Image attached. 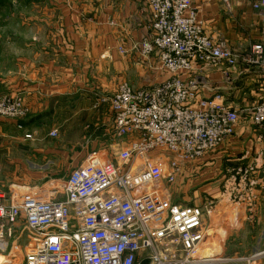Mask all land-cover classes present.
Segmentation results:
<instances>
[{
  "label": "built area",
  "instance_id": "1",
  "mask_svg": "<svg viewBox=\"0 0 264 264\" xmlns=\"http://www.w3.org/2000/svg\"><path fill=\"white\" fill-rule=\"evenodd\" d=\"M141 1L150 22L135 49L152 80L161 81L141 89L122 82L102 99L112 112L113 145L127 146L113 160L89 155L52 189L13 193L10 202L0 191V223L23 222L28 231L24 264L231 262L204 253L212 242L206 220L216 203L177 204L167 188L188 165L229 143L242 122V112L209 84L212 72L229 85L240 70L258 75L255 91L262 100L248 114L264 148V42L234 49L209 36L193 0ZM222 1L230 7V0ZM250 2L264 16V0ZM29 112L22 93L0 97L1 117L21 119ZM259 170L252 163L237 172L243 188L258 185L253 177ZM262 255L238 262L257 264Z\"/></svg>",
  "mask_w": 264,
  "mask_h": 264
},
{
  "label": "crops",
  "instance_id": "2",
  "mask_svg": "<svg viewBox=\"0 0 264 264\" xmlns=\"http://www.w3.org/2000/svg\"><path fill=\"white\" fill-rule=\"evenodd\" d=\"M51 1L36 0L41 5L37 7L47 10L51 7L50 11L59 12L60 17L57 21L50 18L35 20L37 24L52 27L49 33L37 36L34 40L36 43L25 45L17 72H8L2 89V92L22 93L27 105L33 110H30V116L38 117L37 120L43 118L41 108L47 103L68 107L70 99H78L89 93L86 87L90 79L103 82L102 86L106 84L108 88L105 91H116L117 88L101 80L100 74L102 70L103 73L105 71L107 58L120 55L118 48L121 47L128 52L125 59L133 62V55L137 53L135 46L141 41L150 22L149 11L141 0H57L61 2L58 7L52 6ZM193 1L200 10V18L209 36L224 38L234 49L264 42V16L252 8L250 0H230V7L222 0ZM54 42L58 46L54 47ZM135 64L134 73L138 80L135 86L131 85L133 88H144L150 81L159 82L152 80L145 64L138 61ZM116 65L118 70L124 72L128 67L126 62L125 65ZM233 80L229 85L220 72L209 75V84L223 93L226 104L240 110L243 118L236 136L218 150L227 159V193H221L222 182H203L205 185L201 186L200 191L204 197L200 205L216 203V209L219 207L218 210L223 211L221 224L218 225L215 219L219 211L215 212L214 218L212 216L209 221L206 220L210 226L212 243H220L218 248L225 251L224 256L231 260L227 264H243L238 261L264 252V154L261 156L264 148L259 141V132H252L248 127L251 125L248 110L262 99L255 91L258 75L254 72L242 73L240 70L233 75ZM41 125L35 123L34 126L39 128ZM98 134L96 137L102 139L103 134ZM244 138L250 139L247 151L241 148L240 140ZM104 144L99 145L102 147ZM218 158L221 160L219 155ZM252 163H257L260 170L253 177L258 185L249 191L241 185L237 172ZM28 181L29 178L24 182H0V191L10 202L13 193H21V190L27 191L43 183ZM48 183L51 181L45 184ZM217 229L223 230V245L220 238L216 239L220 234ZM257 264H264V255L259 257Z\"/></svg>",
  "mask_w": 264,
  "mask_h": 264
},
{
  "label": "rangeland",
  "instance_id": "3",
  "mask_svg": "<svg viewBox=\"0 0 264 264\" xmlns=\"http://www.w3.org/2000/svg\"><path fill=\"white\" fill-rule=\"evenodd\" d=\"M50 3H53L52 6L58 7L61 2L53 0ZM37 6L41 5L36 0H0V92L2 93L0 97L19 94V92H2L3 81L8 77V72H17L22 62L20 56H22L25 45L36 43L35 38L49 33L50 26L52 27V25L37 24L35 20L50 18L57 21V18L60 17L59 12L52 13L50 11L49 5L48 10L40 9ZM40 28L41 32L37 31ZM53 45L54 47L58 46L56 42ZM122 49L118 48L120 55L114 56L112 59L107 58L106 66L103 65L105 71L103 73L102 70L100 74L101 80H105L109 86L112 85L115 88L121 82L135 86L138 80L134 73L135 63L138 61L142 64L136 49V52L133 50L136 53L133 55V62L125 59L128 52L124 49L122 51ZM125 62L128 64L125 72L118 70L116 64L125 65ZM102 84L104 83L97 79H90V83L86 87L89 88V93L78 99H70L68 107H57L53 106L55 103L52 105L47 103L41 108L43 118L40 120H37L38 117L34 115L30 116L33 110L28 105L31 111L21 119L0 116V182H24L29 178L31 182H43L39 186L31 187L32 189H52L56 187L53 182L66 181L72 170L78 164L80 165L87 156L93 154L91 152L96 151L94 153L98 154L102 152L106 160H113L117 151L127 145L121 147L113 145L116 137L112 112L109 104L103 103L102 99L110 98L116 91L111 93L109 90L105 91L108 87L106 84L105 86ZM80 95L82 96V94ZM35 123L42 125L37 128L34 126ZM251 125L248 126L249 129L252 132L257 131ZM52 130L57 132L56 136L51 135ZM98 133L103 134L102 139L96 137L99 135ZM249 140L245 138L240 140L241 148L246 151L250 148ZM101 143L105 144L101 147L99 145ZM221 147L204 159L188 165L187 167L190 169L186 171V174L179 175L174 185L168 186L167 192L172 201L181 205L200 206L204 197L200 191L201 186L205 185L202 184L203 182H222L221 193H227L225 187L228 181L227 159L219 153L218 150ZM257 159L259 158L257 157ZM39 174L43 177L41 178ZM31 175H37V177H31ZM50 181L51 183L45 184ZM206 196L210 197L208 194ZM218 209L219 207L215 210L220 213L215 219L217 218L219 225L223 211ZM214 215L215 213L213 218ZM207 220L209 221V218ZM19 223L16 226L0 223V264H24V257L31 248L29 245L31 241L28 231L25 230V224ZM221 232L223 230L217 229V233L220 234L216 239L220 238L222 243L224 236ZM218 245L220 243H216V241L215 243L209 241L205 245L204 253L212 257L226 258L225 251L222 252Z\"/></svg>",
  "mask_w": 264,
  "mask_h": 264
}]
</instances>
